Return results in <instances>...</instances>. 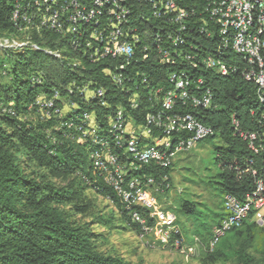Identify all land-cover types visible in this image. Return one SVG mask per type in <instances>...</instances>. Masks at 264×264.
I'll use <instances>...</instances> for the list:
<instances>
[{
  "label": "built area",
  "instance_id": "built-area-1",
  "mask_svg": "<svg viewBox=\"0 0 264 264\" xmlns=\"http://www.w3.org/2000/svg\"><path fill=\"white\" fill-rule=\"evenodd\" d=\"M10 2V22L23 36L11 42L0 39V47L43 50L80 70L85 69L84 63L106 64L100 73L121 92L113 112L100 124L96 110H83L61 127L79 132L77 141L88 146L94 174L115 192L130 220L139 226L141 239L152 237L163 247L173 246L189 256L199 246L211 252L227 233L245 222L264 228V0ZM31 33L52 40L48 45L43 41L46 47H41L31 42ZM145 63L168 67L167 88L155 86L141 94L140 84L146 80L139 83L137 78L149 73L137 65ZM203 71L239 75L251 82L263 107L257 130H241L235 115L230 117L234 133L247 143L251 157L231 162L240 192L224 193L223 215L206 245L195 235L186 243L175 213L159 203L157 195L170 189L168 174L155 178L152 173H138L150 166L171 167L179 154L215 133L188 111L212 107L213 95ZM156 74L153 71L150 76ZM92 84L72 82L74 89L69 93L74 91L84 101L96 100L100 108H110L106 89ZM143 102L148 104L147 110L139 121L132 111ZM33 106L44 119L60 118L79 107L57 90L49 96L38 95ZM8 112L14 114L12 109Z\"/></svg>",
  "mask_w": 264,
  "mask_h": 264
},
{
  "label": "trees",
  "instance_id": "trees-1",
  "mask_svg": "<svg viewBox=\"0 0 264 264\" xmlns=\"http://www.w3.org/2000/svg\"><path fill=\"white\" fill-rule=\"evenodd\" d=\"M10 12V0H0V39L21 40L23 35L10 22ZM46 36L31 33L30 40L46 47L45 43L51 39ZM83 66V70L73 68L68 61L43 50L0 47V264H126L122 257L99 250L94 242L96 234L91 226L106 223L103 216L94 214L88 222L80 220L91 210L87 189L108 199L125 222L140 232L115 192L94 174L88 146L77 141L79 132L61 127V123L83 110H96L102 124L101 119L113 112L121 97L108 76L100 73L105 63H84ZM137 66L149 73L137 78L139 83L146 80L140 84L141 94L146 95L155 86L167 88L168 67L164 64ZM153 71L158 75L150 76ZM202 73L205 85L212 91V107L201 112L188 111L212 126L215 133L209 138L217 137L221 143L214 147L221 192L238 194L241 187L230 164L234 159L251 157V153L247 143L234 133L230 117L235 115L241 130H257L263 107L257 100L255 86L241 76H222L214 71ZM3 78L8 80L3 82ZM72 82L78 86L91 82L95 83L92 86L104 87L110 108H100L96 100L84 101L74 91L69 93L70 88L74 89ZM54 90L79 107L60 118L44 119L33 106L35 98L40 94L49 96ZM114 93L116 98L111 95ZM146 105L143 102L132 111L139 121L147 110ZM10 109L14 114L8 112ZM35 112L38 117L34 124L30 115ZM173 165L165 170L150 166L138 173H152L155 178L168 174L170 186ZM168 191L169 188H164L161 195ZM190 205L184 201L178 211L191 213ZM260 231L264 228L243 223L239 229L226 234L211 252L203 250V264L220 260H230L232 264H264V252L260 259L250 253ZM211 234L212 231L203 245L208 243Z\"/></svg>",
  "mask_w": 264,
  "mask_h": 264
},
{
  "label": "rangeland",
  "instance_id": "rangeland-1",
  "mask_svg": "<svg viewBox=\"0 0 264 264\" xmlns=\"http://www.w3.org/2000/svg\"><path fill=\"white\" fill-rule=\"evenodd\" d=\"M11 41L7 39V42ZM6 80L8 79L3 78L2 81ZM64 110L67 108L64 107ZM30 117L35 124L37 112ZM220 144L217 137H212L199 142L190 151L179 154L170 172L169 191L165 195L158 194L159 203L175 213L177 227L186 243L191 242L193 235L201 242L207 240L220 214H223L224 194L216 176L220 169L214 162V147ZM86 196L91 201V210L80 220L88 222L94 214L101 215L106 220V223H94L91 226L96 234L94 242L102 252L120 256L126 264H203L204 254L200 246L194 255L186 256L173 246L163 247L152 237L141 239L108 199L96 195L91 189L86 190ZM184 201L191 204V213L178 211ZM260 233L250 249L256 259H260L264 252V231ZM214 264H232V261L220 260Z\"/></svg>",
  "mask_w": 264,
  "mask_h": 264
}]
</instances>
